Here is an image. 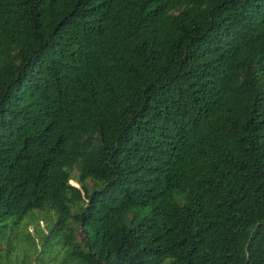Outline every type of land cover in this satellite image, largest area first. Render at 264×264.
Instances as JSON below:
<instances>
[{"label": "trees", "instance_id": "1", "mask_svg": "<svg viewBox=\"0 0 264 264\" xmlns=\"http://www.w3.org/2000/svg\"><path fill=\"white\" fill-rule=\"evenodd\" d=\"M2 245L264 264V0H0Z\"/></svg>", "mask_w": 264, "mask_h": 264}, {"label": "rangeland", "instance_id": "2", "mask_svg": "<svg viewBox=\"0 0 264 264\" xmlns=\"http://www.w3.org/2000/svg\"><path fill=\"white\" fill-rule=\"evenodd\" d=\"M70 184L73 185V186H75V187H78L76 184H74L73 181H71ZM89 186H90V183H88V187ZM38 227H39V229H40L41 232L46 233V222H44V221L39 222L38 223ZM26 231L29 234H31L33 237H35V238L37 237V236L34 235L33 226L32 225H28L26 227ZM36 241H38V240L36 239L35 242ZM39 248H40V244L37 243L36 244V250L38 251ZM0 249H1V252L4 253L5 250H6V246L5 245H2ZM16 255H17L16 253L12 252L10 259L2 258L1 259V263L2 264H9V263L12 264L14 261H16L15 264H20V258L15 257ZM35 258H36V255L35 254L31 255L30 256V263L29 264H38V262L35 261Z\"/></svg>", "mask_w": 264, "mask_h": 264}]
</instances>
